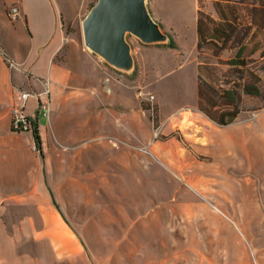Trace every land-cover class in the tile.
I'll use <instances>...</instances> for the list:
<instances>
[{
    "label": "rangeland",
    "instance_id": "obj_1",
    "mask_svg": "<svg viewBox=\"0 0 264 264\" xmlns=\"http://www.w3.org/2000/svg\"><path fill=\"white\" fill-rule=\"evenodd\" d=\"M60 1L57 23L66 52L58 59L70 53L87 70L84 54L91 53L103 79L89 75L91 85L81 86L76 98L56 97L52 79L18 80L15 105L21 103V89L39 93L41 80L50 83L49 121L40 116L34 132L18 134L38 152L51 203L72 229L63 242L18 241L33 249L25 264H259L253 239L264 236V184L249 167L222 172L210 158L191 154L187 142L206 145L201 138L210 127L197 108L198 62L206 80L237 79L242 70L252 79L255 72L264 93V71L258 70L264 57L256 50L264 47V29L251 25L254 0L222 4L235 8L239 29L251 28L238 60L246 66L232 68L231 76L225 72L238 46L217 53L205 40L200 52L196 49L197 11L220 21L213 0H148L150 14L170 41L145 45L128 34L135 61L130 74L110 67L84 45L82 21L97 0ZM3 8L0 2V37L7 57L21 54L24 62L15 55L13 61L26 75L27 54L37 56L42 36L4 17ZM263 101L264 95L247 97L238 121L253 118ZM35 104L30 97L27 111ZM35 166L31 160L29 167Z\"/></svg>",
    "mask_w": 264,
    "mask_h": 264
},
{
    "label": "crops",
    "instance_id": "obj_2",
    "mask_svg": "<svg viewBox=\"0 0 264 264\" xmlns=\"http://www.w3.org/2000/svg\"><path fill=\"white\" fill-rule=\"evenodd\" d=\"M0 2H3L4 17L7 16L9 7L16 6L19 13L15 21L26 23L32 32L42 36L37 56H33L30 50L27 54L30 58L26 63L28 68L25 66L26 75H22L21 69H17V61H13L14 55L15 58L22 59L21 54L10 52L12 59L7 57V45L0 37V264H25L26 257L33 253V249L23 248L18 241L35 240L42 244L48 239H61L63 242L67 230L72 229L66 218L51 203L38 152L28 143L27 136L11 131V112L15 105L16 89L20 87L18 80L52 79L53 92H58L56 97L66 95L76 98L78 92L83 90L81 86L91 85L90 79L94 78L89 75H93L95 79H103V70L91 53L84 54L90 63L87 70L80 59L73 58L70 53L68 59H58L61 53L66 52L62 28L59 32L57 23V14L63 11L62 7L61 10L57 8L60 0ZM159 25L162 28L160 23ZM195 40L197 44V32ZM10 63L14 66L11 67ZM31 108L28 109L29 113L34 112V107ZM209 122L210 127L207 126L201 138L206 145L187 140L191 145L188 147L189 152L202 159L210 158L218 163L222 172L233 173L235 169L249 167L254 176L264 184V107L253 118L236 121L225 127L218 126L211 120ZM23 140L25 146L22 144ZM29 160L36 163L35 168L29 167ZM253 243L260 258L259 264H264V236L254 237ZM55 250L57 254H61L58 246ZM35 252L37 255L42 253L40 249Z\"/></svg>",
    "mask_w": 264,
    "mask_h": 264
},
{
    "label": "trees",
    "instance_id": "obj_3",
    "mask_svg": "<svg viewBox=\"0 0 264 264\" xmlns=\"http://www.w3.org/2000/svg\"><path fill=\"white\" fill-rule=\"evenodd\" d=\"M233 0H213V7L218 15L220 21H216L211 16L206 15L202 11H197L196 32H197V52H200L201 45L205 40L211 42L216 52H220L226 48H233L238 46L236 58L229 61L231 66L225 75H232L233 69L236 66H246L244 59L238 61L242 57L245 48V38L248 36L250 27L245 30L239 29V17L236 15L234 7L222 5L224 2H231ZM240 3L243 0L238 1ZM255 2H258L257 4ZM227 4V3H225ZM250 12L251 25L255 24L256 30L258 28L264 29V1L254 0ZM253 13H258L259 21L253 16ZM238 22V23H237ZM250 26V25H249ZM230 43V46L228 45ZM260 58L264 57V47H260ZM258 70L264 71V59H262ZM203 63H197L198 79H196V94H197V108L209 120L218 126H227L233 124L241 118L244 111V100L247 97H260L264 95L262 89L261 77L252 72V79H245L244 71H239L240 76L237 79H221L214 77L212 79H202L200 72ZM214 76V75H213ZM224 76V74H223ZM264 107V101L261 108ZM259 109V108H258ZM12 131V130H11ZM14 132V131H12ZM16 133V132H15ZM36 149L39 147V137L36 134Z\"/></svg>",
    "mask_w": 264,
    "mask_h": 264
},
{
    "label": "water",
    "instance_id": "obj_4",
    "mask_svg": "<svg viewBox=\"0 0 264 264\" xmlns=\"http://www.w3.org/2000/svg\"><path fill=\"white\" fill-rule=\"evenodd\" d=\"M148 0H97L82 21L85 47L114 69L130 74L135 61L128 34L145 45L170 41L152 17Z\"/></svg>",
    "mask_w": 264,
    "mask_h": 264
},
{
    "label": "built area",
    "instance_id": "obj_5",
    "mask_svg": "<svg viewBox=\"0 0 264 264\" xmlns=\"http://www.w3.org/2000/svg\"><path fill=\"white\" fill-rule=\"evenodd\" d=\"M18 8L16 6L10 7L7 12L10 21H15L18 17ZM10 66L14 65L10 63ZM43 90L41 92H34L32 94L21 89L20 100L21 103L14 105L11 112V130L14 133L29 132L37 129L39 117L42 116L47 121L50 119V83L46 80H41ZM30 97H33L36 101L34 106V112L29 113L27 111V102ZM151 99L153 96H150ZM35 148V147H34Z\"/></svg>",
    "mask_w": 264,
    "mask_h": 264
}]
</instances>
